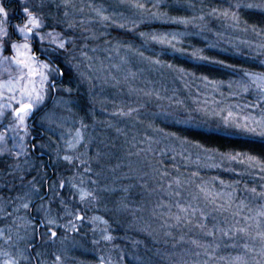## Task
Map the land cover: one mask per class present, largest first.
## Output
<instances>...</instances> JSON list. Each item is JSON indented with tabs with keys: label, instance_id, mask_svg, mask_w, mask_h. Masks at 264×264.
Here are the masks:
<instances>
[{
	"label": "rangeland",
	"instance_id": "374dc122",
	"mask_svg": "<svg viewBox=\"0 0 264 264\" xmlns=\"http://www.w3.org/2000/svg\"><path fill=\"white\" fill-rule=\"evenodd\" d=\"M11 1H16L20 5L17 10L20 17L16 21L8 17L3 25L8 32V36L4 38L7 49L4 55H15L11 50L13 42L24 43L23 37L15 28V25L21 24L26 19L22 11L23 7H29L33 11L48 1L53 6L59 7L56 8L57 11L66 14V21L70 27L76 26L77 23H81L82 27L81 32L74 34L72 38H66L63 34L49 29L44 23L39 29L34 30L43 35L44 40L41 42L39 37L30 39L28 43L31 49L19 59L24 60L34 56L35 63L32 67L36 70L35 75L29 76L26 68L23 73L18 72L14 64L11 73H5L0 66V85L10 78L14 81L11 91L7 85L0 86V137H3L0 139V155L8 154L15 160L12 164L13 168L11 166L12 170L0 174V191L3 188L8 190V194L0 196V230L4 233V236L0 237V264H6L13 258L19 264H151L143 257L131 254L132 252L127 255L123 247L117 244L110 230L111 222L105 215L107 207L101 204L98 198L104 189L108 191L110 189L97 186L98 172H96L97 168L94 169V164L99 163L97 160L100 154L97 157L99 151L93 144L96 137L94 138L93 131L87 128L85 119L80 113L83 108L80 96L85 95L90 104L95 106L98 102L109 100L104 97L107 90L113 89L115 95L121 92L127 95L133 91L131 79L148 83V76L144 75L142 69L131 65V62L134 64L133 58L136 62V58H142L147 53L159 52L157 56L164 54L163 52L178 54L179 57L195 63H209L221 67L226 73L225 80L199 78L198 81L201 83L197 82L196 86L192 87L193 90L189 89L190 92H187L189 99L196 104L194 111L199 113L202 119L184 122L195 128L228 136L264 141V136L260 135L264 131V27L249 23L247 26L236 13L246 6L256 11L259 5L254 2L240 3L237 0L233 3L235 9L227 8L225 15L217 16L213 22L196 17L172 18L166 23L181 24L184 30L144 32L139 34L143 43L134 45L117 41L115 36L109 34L110 29L114 25L129 28L132 18L138 17L139 20H144L140 17L144 12L140 15L123 13L115 10L112 0L97 2L94 0H4L5 7L10 12L14 11L13 8L8 7ZM118 2L127 4L124 0ZM55 18L60 20L56 16ZM149 18L158 19L148 15L145 20ZM139 22L138 25L141 24ZM48 33L52 35L49 36ZM190 34L205 42L208 48H217L223 54L237 55L244 50L251 58L250 64L257 63L258 67L233 66L223 60L206 57L199 49L191 52L179 48L184 37ZM53 39L57 43H53ZM60 40L66 43L64 49H58ZM151 43L163 47L156 49ZM36 44L39 54L46 56L52 54L54 59L57 58L65 63L70 74L69 81L59 83L60 76L43 67V63L50 65L51 63L39 58L34 48ZM21 51L25 50L21 49ZM41 73L48 75V80H43ZM53 80H56L55 87L51 86ZM180 80L179 85L184 82L181 77ZM33 88L41 92L43 100L34 104L32 112L26 115L21 123L17 120L14 109L20 106L22 99L27 102V96H22L21 90L30 91ZM177 88L178 86L173 89L174 98L175 95L179 98L177 95L179 88ZM137 90L143 98L146 91H143V88ZM149 94L153 93L147 95ZM137 101L131 103L132 107ZM155 106L159 108L158 105ZM116 109L121 111L120 108L109 105L101 112L110 116L118 112L114 111ZM126 111L123 113H127L124 116L132 113V110ZM30 125L35 126L37 132H33ZM249 128L255 129V132H249ZM33 136L37 138L31 143ZM33 148L38 149L40 154L50 157L52 166L57 172L55 178L48 182L46 190V194H49L48 199H44L45 190L42 189L47 179L43 180L42 186L38 184V179L46 176V174L42 176L38 166L39 163L43 164V160L37 162L34 159L30 154ZM93 148L96 149V156L92 153ZM65 155L73 159L66 161L63 159ZM235 161L244 166L245 170L242 173L248 183L245 184L246 190L242 193L247 197L243 198V201L240 200L243 208L239 209L240 211L234 209L212 211V215L226 220L225 232L230 237L227 236L225 247L219 252L203 249L205 255L201 251H196L199 247H196L195 251L202 255L205 263L209 264H264V163L247 158ZM103 164L101 163L100 166ZM25 173L29 174V178L23 175ZM12 175L18 176V181L26 180L22 190L15 191L13 185L11 187L4 185V180L13 181L14 178H10ZM60 181L65 182L63 188L59 186ZM222 184L226 185L224 182ZM80 189L93 195L81 200ZM12 191L15 193L12 194ZM108 191L106 192L111 193ZM236 195L237 192L232 190L227 197L231 200ZM252 198L255 202L254 208L246 204L251 205ZM35 199L39 201L32 207ZM24 204L28 207L25 208ZM197 204L199 205V202ZM31 209L34 218L38 221L29 215ZM125 209L123 211L129 217L128 213L133 212V209L130 210L128 206H125ZM141 212L144 223L152 214H156L158 219H161L160 213L146 210ZM49 218H55L56 224L48 225ZM41 221L43 226L38 229ZM157 225L160 226L161 223L158 222ZM33 227L35 232L32 231ZM50 231H55L56 237H51ZM8 236H11V240H7ZM20 252H23L27 259L21 258ZM57 256L60 257L59 261L56 260Z\"/></svg>",
	"mask_w": 264,
	"mask_h": 264
},
{
	"label": "trees",
	"instance_id": "16d2710c",
	"mask_svg": "<svg viewBox=\"0 0 264 264\" xmlns=\"http://www.w3.org/2000/svg\"><path fill=\"white\" fill-rule=\"evenodd\" d=\"M238 1L245 4L254 2L259 5L256 11L246 6L236 13L247 26L250 24L264 27V0ZM124 2L127 4L112 0L115 10L139 15L144 12V15L140 16L144 20L132 18V24L128 26L130 29L114 25L109 34L115 36L117 41L141 45L143 43L139 37L141 33L184 30L181 24L166 23L172 18L196 17L213 22L217 16L223 17L227 8H233L235 6L233 3L237 0H124ZM17 5L18 7L12 6L13 12L9 10V19L16 21L20 17L17 14L20 5L18 3ZM56 8L59 7L47 1L33 12L35 11L46 27L63 34L66 38H72L74 34L81 32V23L70 27L66 21V14L57 11ZM148 15L158 19L145 20ZM138 22L141 24L138 25ZM198 28L201 29L200 26ZM204 43L190 34L184 37L178 47L191 52L199 49L204 56L223 60L233 66L258 67L257 63L250 64L251 58L244 50L237 55L223 54L219 49L208 48ZM34 46L37 50L38 45ZM151 46L156 49L163 47L152 43ZM158 53H147L142 58L138 57L136 58L138 62L133 58L134 64L131 62V65L142 69L144 75L148 76V83L137 82L134 77L135 80L131 79L133 86L131 93L125 95L121 92L115 95L113 89L107 90L104 97L109 100L98 102L95 106L90 104L85 95L80 96V103H83L80 113L87 128L92 130L94 138L96 137V141L93 142L94 148H98L100 152H95L96 149L93 148L94 156L96 153L97 157L100 154L97 160L99 163L94 164V169L97 168L98 172L97 186L110 189V191L104 189L98 198L99 202L107 207L105 215L111 222L110 230L117 244L123 247L127 255L132 252L131 254L139 255L151 264H209L205 263L202 255L197 252H202L203 249L219 252L224 249L229 236L225 232L226 220L212 215L211 212L226 209L240 211L239 209L243 208L240 200L243 201V198L247 197L242 195L247 183L242 173L245 168L235 160L242 161L247 158L264 163V141L228 136L187 125L186 122L202 119L200 114L194 111L196 104L189 99L187 94L190 92L189 89L196 86L197 82L201 83L198 81L199 78L225 80V69L209 63H195L179 57L178 54L163 52L164 54L157 56ZM48 57L52 61L44 54L39 58L47 60L53 67H59L64 72L59 83L69 81L70 74L65 63L54 59L52 54ZM180 77L184 80L181 85ZM176 86L179 88L176 89L179 98L176 95L175 98L172 97ZM138 88L146 91L143 98L139 95ZM150 92L153 94L147 95ZM95 98L98 100L97 96ZM135 100H138L137 104L132 107L131 103ZM109 105L120 108L121 111L116 109L114 111L118 112L110 116L103 114L101 110L108 108ZM126 110H132V113L124 116L127 114H123ZM31 143H34L33 138ZM30 154L37 162L43 160V164L39 163L38 166L42 176L44 174L46 176L39 178L38 184L42 186L43 180L47 179L42 189L45 190L44 199H48L49 194H46L48 182L57 174L52 166V159L34 148L30 150ZM14 162L12 156L0 155V174L12 170ZM101 163L105 165L100 166ZM23 175L29 178V174ZM10 178H14L13 181L4 180V185L10 187L13 185L15 191L25 187L26 180L18 181L16 175ZM232 190L236 191L237 195L230 200L228 197ZM15 191L11 193L14 194ZM2 194H8L7 188L0 191V196ZM38 201L39 199L33 200L32 207ZM250 202L251 205L246 204L254 208V198L250 199ZM125 206L133 209V212L128 213L129 217L123 211ZM142 210L160 213L161 219L152 214L144 223ZM32 213L31 209L29 213L31 218L34 217ZM158 222L161 223L160 226L157 225ZM38 228L41 229L40 224ZM196 247H199V250H196Z\"/></svg>",
	"mask_w": 264,
	"mask_h": 264
},
{
	"label": "snow or ice",
	"instance_id": "6c2138e0",
	"mask_svg": "<svg viewBox=\"0 0 264 264\" xmlns=\"http://www.w3.org/2000/svg\"><path fill=\"white\" fill-rule=\"evenodd\" d=\"M142 7V5H141ZM23 13L26 16V19L21 23V24H17L15 25V28L17 30V32L23 37L24 39V43L23 44H17L15 42H13L11 44V50L15 53V55L12 56H8V55H4L3 53L7 50L6 49V40L4 39L5 37L8 36V32L7 30L3 27V25L5 24V22L7 21L8 17H9V10L8 8L5 7V3L4 0H0V17H2V19H0V66H2L3 68V72L5 73H11L12 71V66L13 64L16 66V69L18 72L23 73L24 69H28V75H35L36 74V70L32 67V64L35 63V57L34 56H29L24 60L19 59L20 56H25L26 52L28 50L31 49V45L28 43V41L30 39H34L36 37H39V40L42 42L44 40V36L41 35L38 31H34L36 29H39L42 25V21L39 17H37V15L34 14L33 11L30 10L29 7H23L22 9ZM49 36L52 35V33H48ZM53 43H57V41L55 39L52 40ZM66 46L65 41L60 40L58 42V49H64ZM21 49L25 50V51H21ZM43 67L45 69H50L51 72H54L56 75L59 76H63L64 72L59 68V67H53L52 65L48 64V63H43ZM43 80H48V75L41 73ZM21 78H23L21 76ZM14 83V81L10 78L8 81H5L3 85L0 86H4L7 85L9 87V91H11V85ZM52 87H55V80L52 81ZM22 96L26 95L27 96V102H24V100L22 99L20 102V106L16 109H14L15 113H16V118L18 121H20L21 123L23 122L24 118L26 115L30 114L33 110L34 104H38L43 100V96L41 94V92L36 91L35 88L29 90H24L22 89ZM68 91H71V89H68ZM249 132H255V129L253 128H249L248 129ZM261 136H264V131H262L260 133ZM3 137H0V139H2ZM64 160L66 161H71L73 158L70 156L65 155L63 157ZM81 163H84L83 161H81ZM64 181H60L59 182V186L61 188L64 187ZM80 198L81 200H84L86 197L88 196H92L93 193L91 192H87L84 189H80ZM61 203H63V201H61ZM25 208L28 207L27 204L23 205ZM72 214V213H69ZM80 217H77V219H79ZM41 223H43V221H41ZM48 225H55L56 224V219L55 218H49L47 221ZM69 224L71 225V221L69 222ZM74 227V225H73ZM33 232H35V227H33L32 229ZM57 233L55 231H50V236L51 237H56ZM4 233L3 230H0V237H3ZM7 240H11V236L7 237ZM29 247H31V244H29ZM4 255H8V253H4ZM19 255L21 256V258L23 259H27V257H24L23 252H20ZM56 260L59 261L60 257L57 256ZM6 264H19V262L16 259H11L9 261L6 262Z\"/></svg>",
	"mask_w": 264,
	"mask_h": 264
},
{
	"label": "flooded vegetation",
	"instance_id": "af4514ba",
	"mask_svg": "<svg viewBox=\"0 0 264 264\" xmlns=\"http://www.w3.org/2000/svg\"><path fill=\"white\" fill-rule=\"evenodd\" d=\"M16 6V7H18V5H17V3H16V1H11L9 4H8V7L9 8H12V6ZM39 54V53H38ZM42 54L40 53L39 54V57L41 56ZM47 57V59L50 61H52V59L51 58H49L48 56H46ZM60 79H62V76H60ZM55 83H56V80H55ZM35 119V118H34ZM33 119V120H34ZM30 128H31V130H33V132H37V128L35 127V126H33V125H30ZM33 138V140H35L37 137L36 136H33L32 137ZM35 221H38L37 219H35L34 217H32ZM39 229V228H38ZM34 258V257H33Z\"/></svg>",
	"mask_w": 264,
	"mask_h": 264
},
{
	"label": "water",
	"instance_id": "95a60500",
	"mask_svg": "<svg viewBox=\"0 0 264 264\" xmlns=\"http://www.w3.org/2000/svg\"><path fill=\"white\" fill-rule=\"evenodd\" d=\"M43 226V223H40V227H42Z\"/></svg>",
	"mask_w": 264,
	"mask_h": 264
}]
</instances>
